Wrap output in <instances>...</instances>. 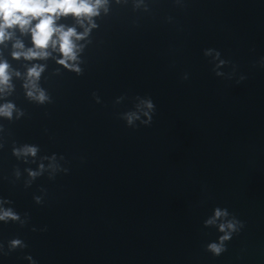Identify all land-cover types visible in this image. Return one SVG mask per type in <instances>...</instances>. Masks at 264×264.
Wrapping results in <instances>:
<instances>
[{"label":"water","instance_id":"1","mask_svg":"<svg viewBox=\"0 0 264 264\" xmlns=\"http://www.w3.org/2000/svg\"><path fill=\"white\" fill-rule=\"evenodd\" d=\"M106 7L78 41L82 74L51 49L14 58L30 33L0 44L12 86L0 105L16 109L0 117V197L25 222H0V264H264V0ZM36 64L44 103L24 87ZM25 145L35 157L13 155ZM217 208L228 215L207 225ZM228 221L237 230L216 256L207 246ZM12 238L27 247L9 252Z\"/></svg>","mask_w":264,"mask_h":264},{"label":"clouds","instance_id":"2","mask_svg":"<svg viewBox=\"0 0 264 264\" xmlns=\"http://www.w3.org/2000/svg\"><path fill=\"white\" fill-rule=\"evenodd\" d=\"M108 0H0V44L12 37L13 31L18 29L21 33H30L32 39V47L24 51V45L17 41L14 48L19 51L12 53L14 58L23 56L26 60H46L52 51L60 54V59L57 61L64 68L82 74V69L79 67V54L83 50V45L78 41L84 40L90 33L92 28H95L93 18L100 15L103 8L107 11ZM71 16L76 20L83 32H77L75 27H66L64 24L58 23L61 18ZM87 21V26H85ZM7 62H0V93H5L11 90V72ZM44 71V66L40 64L33 65L28 69L27 80L24 87L27 89V96L30 99L36 100L39 103H44L49 99L46 92L39 87V79ZM19 75V73H17ZM144 107L148 111H144L143 115L146 120L141 121L142 124L150 126L155 114V104L151 99L142 101ZM16 111L13 103H5L0 105V117L12 119L13 112ZM23 115V113H18ZM139 119L135 112L126 114L128 125H132L134 120ZM38 148L35 146L25 145L22 148H14L13 155L16 157H35ZM43 165H40L41 171ZM19 173L17 172V176ZM40 175V172L29 170V177L35 178ZM31 181L28 183L30 184ZM27 186V185H26ZM37 203L41 202L40 197L34 198ZM13 203L9 199L0 197V222L5 224L9 222H20L21 226L24 221H21L20 214L14 208H5V204ZM25 215H28L25 213ZM228 215L227 210L217 208L214 216L208 219L205 223L212 225L216 220ZM237 221H228L219 224V231L224 233L219 238V243L209 244L208 250L214 255L219 256L224 248V241L231 239V233L237 230ZM32 231H36L35 228ZM41 231H46L42 229ZM27 244L21 238H12L8 242L9 252L16 249H24ZM3 245L0 244V250ZM32 260L31 256L27 257ZM32 264H36L32 260Z\"/></svg>","mask_w":264,"mask_h":264}]
</instances>
